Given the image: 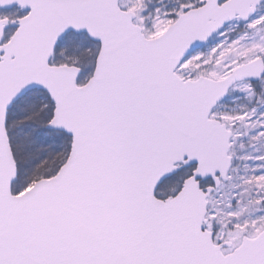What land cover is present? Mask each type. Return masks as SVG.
Masks as SVG:
<instances>
[{"label": "snow or ice", "instance_id": "snow-or-ice-1", "mask_svg": "<svg viewBox=\"0 0 264 264\" xmlns=\"http://www.w3.org/2000/svg\"><path fill=\"white\" fill-rule=\"evenodd\" d=\"M0 264H264V0H0Z\"/></svg>", "mask_w": 264, "mask_h": 264}]
</instances>
